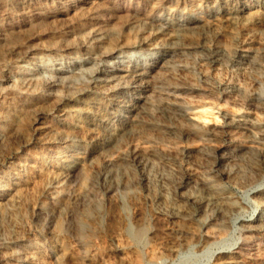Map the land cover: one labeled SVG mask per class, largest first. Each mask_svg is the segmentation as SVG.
<instances>
[{"label": "rangeland", "instance_id": "374dc122", "mask_svg": "<svg viewBox=\"0 0 264 264\" xmlns=\"http://www.w3.org/2000/svg\"><path fill=\"white\" fill-rule=\"evenodd\" d=\"M72 1L0 0V199H12L0 206V264H25L27 254L44 264H213L217 253L235 250L242 221L261 211L252 189L264 190V175L250 174L255 159L244 147L264 129V9L235 25L220 16L210 32L201 27L171 38L155 34L136 11L139 17H195L192 0H100L96 8L82 11ZM194 1L211 6L226 0ZM263 4L233 2L238 8ZM134 40L142 41L140 48L122 46ZM109 41L122 56L113 67L117 73L141 66L155 73L156 65L165 67L138 115L110 103L111 119L89 133L84 103H108L115 95L113 85L102 91L91 86L99 68L113 69V57L99 50ZM246 50L256 57H243ZM88 51L92 58L80 67L82 73L76 70L61 92L51 89L60 76L48 78L44 69L84 60ZM175 97L181 102L169 108ZM62 120H76L82 128H59ZM133 122L135 132L115 148L95 151L104 134ZM59 129L70 138L59 139ZM205 133L210 136L200 138ZM235 142L243 150L231 152ZM217 148L226 152L224 158ZM85 153L75 179L52 181L66 160ZM191 174L230 196L235 211H225L220 220L217 206L203 212L200 204L214 201L216 194L184 182ZM133 175L136 180L127 189L110 190L113 181ZM62 188L67 198L60 213L39 214L37 208L52 207L53 193ZM83 193L87 196L79 199ZM169 206L185 214L173 218ZM206 222L211 230L225 226L209 244L198 242ZM179 228L193 239L180 242ZM130 230L140 231L141 238ZM175 244L177 254L168 255L166 248ZM255 250L264 258V247Z\"/></svg>", "mask_w": 264, "mask_h": 264}, {"label": "bare ground", "instance_id": "6f19581e", "mask_svg": "<svg viewBox=\"0 0 264 264\" xmlns=\"http://www.w3.org/2000/svg\"><path fill=\"white\" fill-rule=\"evenodd\" d=\"M46 1L47 2H49V1L55 2L56 0H46ZM99 1L100 0H74L72 2H73V4L75 3L76 7L78 6L79 8H81V11H82L85 9L84 8L85 6H89V5L95 6V8H96V5L99 4ZM234 1L235 0H226L224 4H220V3L215 2L211 6H205L204 2H202V1L199 2V1L192 0V2H193V5H192L193 11L192 12L196 16L195 17L189 16V17L180 18V19H176V20L161 19V18H157V17L152 16V15H144L142 17H139L140 15H139L138 11H136L135 16L140 18V21H142L144 23L152 24L156 29L155 34H157V35L158 34H165L171 38H174V37H176L175 35L177 33L193 32V31H195L201 27L203 28L204 31L210 32L211 30H213L215 28L219 19H221L220 16L225 17L226 20H228L232 25H235V24H238V23L243 22L245 20L253 19L254 17H256L255 15H258V12L261 9H264V4L262 6H259V7L253 6V7L249 8L247 5H243L241 8H238V7L233 5ZM247 9H249V10L246 11ZM111 33H112V30H111L110 34ZM113 33H112V35H113ZM94 34H95L94 36L99 37V39H105V36H106V35L102 34L101 32H99V33L94 32ZM115 34H116V32L114 33V35ZM115 39H116V37H115ZM111 45L112 44L110 42L106 46L100 47L99 50L101 51V53L106 54L107 58L113 57V59L115 61L110 62V64H109L113 68V67H115L116 63H120L122 61V56L119 54V51L116 50V48H112L113 45L112 46ZM141 45H142V41L134 40V41H130L129 43L124 44L122 46L126 49L132 50V49L140 48ZM87 55H89V56L84 60L77 57V58L73 59L71 62L67 63V62L62 61L60 63L55 64L50 69H44V74L48 78L60 76L59 77L60 78V84L59 83H52L50 85V88L51 89H58V91L61 92L62 90L61 89L59 90V88H64L63 86L65 85L64 84L65 81L67 79L71 78L72 76H76L77 72H78L76 70H80V67H83L84 61H88L89 59L92 58L91 57L92 56L91 51L90 52L88 51ZM242 56L254 58V57H256V54L254 52L246 50V51L242 52ZM164 67L162 64L156 65L155 70H157V71L155 73L153 71H151L152 69H150L149 67H146V66L135 67L132 70L127 69V70H124L122 73H117L116 72L117 70L115 71L114 68L111 70H109L108 67L101 68V69L97 68L98 71L95 72L96 76H97V80L94 81V83H91V86L96 91H102V90H105V88H107L109 86L111 87L113 85L115 95L108 103L107 102H101L98 100H93V101L84 103L85 107H86L83 110V113L86 116L85 117L86 118L85 123L88 125L89 128L91 127V129H89L87 131H89V133H90V131H93L94 129L101 127L102 123L105 120L109 121L111 119L110 114L107 112L108 106L110 103L116 104V105L120 106L121 108L125 107L129 114L138 115L140 110L144 109L147 102H148L149 95L152 92V88H151L152 85L151 84L153 83V80L155 81L157 79H160V77L156 76V75H159L160 74L159 71L164 70ZM80 73H82V71ZM93 76H95V75H93ZM67 88L71 89L70 86H68ZM79 90H81V89H79ZM114 91H112V93ZM129 97H131V98L129 99ZM138 98H140V101H137ZM177 102H181V101H178V99H176V97H175L173 99V101L168 104V107L173 109V107H175L177 105ZM94 112H98V114H94ZM233 120H235V119L233 118ZM135 124L133 122L132 124L130 123V125L124 126L122 129H120L118 131H111L110 130L108 133L104 134L103 138L100 139V142H99V140L95 141V143H96L95 144V147H96L95 151L101 153L103 151L115 148L117 143L123 138V136L125 134H127V133L132 134L133 132H135V128L133 127ZM56 125H58L59 128H61L63 125L70 126L72 129L82 128L81 125L77 124L76 120H72V121L62 120V122L60 121ZM56 135L61 140H68L70 138V134H68L66 131L60 130V129L58 131H56ZM204 136H210V135H209V133H205L204 135L202 134L200 138H203ZM92 138H95V137H92ZM91 143H94V140L93 141L91 140ZM241 150H243V148L241 146L237 145V143L235 142V145H234L233 150L231 152L237 153L238 151H241ZM244 150H245V153H249L255 159V161H252L250 163L251 164L250 168H249L250 171L248 170L250 172V174L256 175V176L258 175L259 178L263 177V175H264V173H263L264 172V129L258 130L257 137L252 139L251 144L249 146L244 147ZM215 153L218 154L221 158L222 157L224 158L226 155V152H224V150L222 148L215 149ZM86 155H87L86 153L83 154V156L76 155L74 160H70V159L66 160L64 162V165L58 167L57 171L53 175L52 181L60 184L62 179L65 180L66 182H71L73 179H75L77 177L78 173L83 169L81 160H82V157H85ZM245 174H247V173L245 172ZM249 176L250 175H248V177ZM251 179H252V182L251 181H249V182L255 184L254 182L256 181V179L255 178H251ZM253 179H255L254 182H253ZM135 180H136V178L133 175L132 177H129L126 179L113 181L111 183V185L109 184L110 185L109 188H110V190H114L117 188L127 189L130 186V184H132ZM184 182H188V183L189 182H195L197 184H201L209 192H213L214 194H216L214 201L209 200V201L202 202V204H200L201 205L200 209L203 212H207V208L210 205L213 206L212 207L213 210L217 206L216 209L217 208L218 209H217L216 213H217L218 220L224 218V212L225 211L235 209L233 207L232 203L230 202V196L224 194L223 192L217 191L215 189L214 185L211 184V181H209L203 177H200V176H194V175L192 176V174H191V175L185 176ZM245 183H244V185H245ZM252 190H253L252 195L254 196V200L256 199V201L259 203V207L261 210L260 214L254 219L242 221V223L240 224V226H241V238L238 242H236V244H234L235 250L232 252H219V253H217V256H215V258L213 257L214 258L213 264H264V258L258 257L255 254V252H256L255 247H264V190L263 189L262 190L252 189ZM85 196H87V193L81 194L80 197H78V198L82 199ZM66 198H67V194H66L65 188H62L60 191L53 193V196H52L53 205H52V207H46L45 205H42V206L37 208V212H39V214L40 213H43V214L46 213V214H52V215L55 214L56 215V214L60 213V211L62 209V206H61L62 202H64L66 200ZM11 200H12L11 195L10 196L6 195L4 198L0 199V206L3 204L6 205V204L10 203ZM188 200L192 201L193 199H188ZM10 204H12V203H10ZM168 211L172 215L173 218H177L181 214L184 213L182 210H180L176 206H171V207L169 206ZM202 211H201V213H202ZM224 220H226V219H224ZM224 229H225L224 224H218L214 230H211L208 223L206 222L204 225V235L198 238V242L203 243V244H209V243H211V241H213L216 238V236L218 234L221 235L220 233H224L223 232ZM130 233L133 236H135L136 238H141L140 237L141 236L140 231L135 232L133 230H130ZM178 233H179L180 237L182 238V239H180V242L182 241V242H185V244H186V242H188L189 239L190 240L193 239L192 234L184 231L181 228L178 229ZM177 251L178 250H177L176 244L173 245L172 247L166 248V252L170 256L176 255ZM215 254H216V252H214V255ZM3 259H4V256H2L1 261H3ZM25 264H44V263L40 262L35 255H33V254L28 255L27 254Z\"/></svg>", "mask_w": 264, "mask_h": 264}]
</instances>
